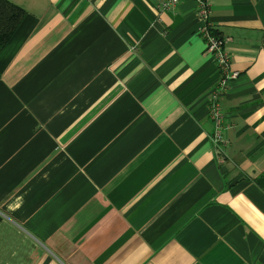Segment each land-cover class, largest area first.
Listing matches in <instances>:
<instances>
[{
    "label": "crops",
    "instance_id": "1",
    "mask_svg": "<svg viewBox=\"0 0 264 264\" xmlns=\"http://www.w3.org/2000/svg\"><path fill=\"white\" fill-rule=\"evenodd\" d=\"M0 51V264H264V0H8Z\"/></svg>",
    "mask_w": 264,
    "mask_h": 264
},
{
    "label": "built area",
    "instance_id": "2",
    "mask_svg": "<svg viewBox=\"0 0 264 264\" xmlns=\"http://www.w3.org/2000/svg\"><path fill=\"white\" fill-rule=\"evenodd\" d=\"M158 11L169 12L176 8L180 0H157ZM196 3V16L200 22L199 33L206 44V51L217 66L219 78L217 86L210 95L208 101V115L213 123V132L210 141L217 150V160L221 159V147L225 144L223 138L224 115L222 112L220 97L225 92L228 83L238 74L230 71V59L225 51V41L214 34L210 21V5L207 0H194Z\"/></svg>",
    "mask_w": 264,
    "mask_h": 264
},
{
    "label": "trees",
    "instance_id": "3",
    "mask_svg": "<svg viewBox=\"0 0 264 264\" xmlns=\"http://www.w3.org/2000/svg\"><path fill=\"white\" fill-rule=\"evenodd\" d=\"M26 12L8 0H0V51L12 38Z\"/></svg>",
    "mask_w": 264,
    "mask_h": 264
}]
</instances>
